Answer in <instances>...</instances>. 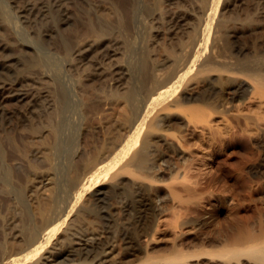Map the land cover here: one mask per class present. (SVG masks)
Here are the masks:
<instances>
[{
	"label": "bare ground",
	"instance_id": "bare-ground-1",
	"mask_svg": "<svg viewBox=\"0 0 264 264\" xmlns=\"http://www.w3.org/2000/svg\"><path fill=\"white\" fill-rule=\"evenodd\" d=\"M28 1L18 7L16 16L21 23L27 22L31 33L39 25L35 32L43 43L64 50L67 71L89 59L90 52L103 62L119 42L124 51L131 50L129 39L120 36H132L134 31L142 38L148 21L150 38L134 50L138 54L134 66L115 62L107 68L101 63V69L84 70L79 86L85 94L82 101L70 100L59 88L53 93L42 87L29 90L18 81L19 75L7 78L18 73L19 63L23 72L40 70L46 62L44 57L22 58L19 51H6L11 41L0 40V121L6 125L20 113L24 117L20 125L25 124L27 113L39 119L38 127L31 123L35 130L23 136L24 152L9 157L11 166L25 177L24 188L20 186L25 191L10 190L0 199V264H264V211L255 204L258 217L254 214L257 219L252 223L251 214H244L238 201L242 197L229 203L211 188L225 173L224 189L234 192V174L244 171L227 160L235 141L243 143L245 171L264 176V0H249L254 5L247 0L188 2L197 15L188 29L183 26L189 11L167 14L165 9L172 3L184 5L182 0H128L124 10L119 7L127 13L124 20L117 16L119 21H114L105 12L89 15L83 24L85 37L63 34L49 24L59 13L64 28L77 31L79 19L67 15L62 0H52L56 14L46 0ZM5 17L1 11V26L7 24ZM153 20L158 24L154 26ZM162 29L170 34L165 30L160 47L152 45ZM153 50L166 52L162 62L149 57ZM108 76L114 84L125 78L124 88L101 93L103 97L88 95ZM11 102L16 109L7 111L5 106ZM213 115L224 118L225 124L211 123ZM196 135L202 142L208 138L212 147L224 153L209 174L192 178L187 170L193 156L186 149L189 136ZM68 144L69 153L54 157L57 149ZM58 158L69 163L73 185L72 201L62 215L56 212L59 198L53 170ZM223 166H228V172L222 171ZM9 172L4 174L8 177ZM109 193L120 196L113 208L109 203L102 205ZM216 194L218 205L213 206L207 196ZM168 209L172 210L170 222L161 219ZM128 213V222L117 221ZM209 223L216 226L215 231L204 230ZM190 225L195 227L192 235L183 231ZM164 226L171 227L174 236L157 244V235L168 230ZM103 227L106 234L99 230Z\"/></svg>",
	"mask_w": 264,
	"mask_h": 264
},
{
	"label": "rangeland",
	"instance_id": "rangeland-1",
	"mask_svg": "<svg viewBox=\"0 0 264 264\" xmlns=\"http://www.w3.org/2000/svg\"><path fill=\"white\" fill-rule=\"evenodd\" d=\"M27 1L28 0H23V1L22 0H20V1L15 0L13 2V1H10V0H0V12L1 11H5V16H6L5 19L7 21V24H4L2 26L0 25V31H2V32H0V36H1L0 40L1 41L4 40V42L8 41L7 43H9L11 41L10 42L11 45L7 48L6 51L9 50V52L12 51V52H17V53L19 51V53H23V54H20V57H22V58H29L30 56L31 57L32 56L33 57L39 56L40 58L44 57L43 59H44V62H46V63H44V66L40 70L35 69V68L34 69L30 68V69H27L28 71L24 70L22 72L23 66L19 63L17 65V67H15V70H18V73L13 72L15 75L14 74H11V75L8 74L9 76L7 78H11V79L18 77L17 75H19L18 78H20V79L18 81L22 82V83H25V87H27V89H29V90H32V89L36 90V89H39L40 87H42V88H40L41 90H43V89L46 90L47 89L48 92L52 91L51 93H53L54 90H55L54 88H59V89L63 90L64 94L66 96H68V98L70 100L72 99V100H80V101H82V97L84 99L85 94H84L83 90L81 89V87H79V86H82L81 77H82L83 74H85V72L83 73L84 70H86V72H90V71H92L94 69H98L99 67L101 69L102 64H103L102 67H107L108 68L111 63H115V62L121 63V64L127 63V65L130 63L131 66H134V64L136 62V58H137L136 55H135L137 53L135 51L137 49H139V45L138 44H140L142 42H147L148 41L147 39L150 38V37H148L150 35V32H149L150 31V26H148V25H151V21L150 22L148 21V25H147V29H146L147 31L144 32V34H143L144 36H142V38L144 40L141 37L139 38V36L137 37V33L135 35L134 31L132 32V36L129 35L130 37L127 34L126 35L123 34L124 36H126V38L123 37V35L120 33L122 35V36H120V38L127 39V40L129 39L131 50L128 49V51H126V50L124 51L125 47L123 45H121V43L119 42L117 44V46L116 45L114 46V48L112 46V48L114 50L110 51V55L105 56V58L103 60L104 63L101 62L102 63L101 64L100 62H98V59H95L96 58V54L94 52H90L89 59H85L84 61H82L81 62L82 64L80 63V66H79L80 68L78 66H75V67L71 66V69H68V71H67L66 67H68V65H66V61H65L66 59L64 58V55H63L64 50L61 47H59V45H56L55 47H57V48H54L52 46H49V45H46L45 43H43V41H41V39L38 37V35L35 32L36 28H38L37 26H39V25L36 24L37 26L33 27V28L36 27L34 29V32L31 33V31L28 30V27L26 25L27 22L23 21V23H21L22 19L19 16H16V14L18 15V11H19L18 7L21 6V4L22 5L25 4ZM34 1L36 2L37 0H34ZM34 1L33 0H29L28 2H34ZM46 1L49 2L50 12L53 13V14L54 13L56 14L57 11H58L57 5L52 0H46ZM64 1L65 0H62V2H63L62 8L64 9V7H65L67 15L69 17H71V18L79 19L78 28L76 29L77 31H75L77 33L75 34L74 31L71 32V30L68 31L66 28H64L66 26V24L63 23L64 21H62V20H64V17H63V15H59V13H57L58 14L57 19L55 18L56 20H51V22L49 24L51 25L52 28H54L55 31H61V33L67 34L69 36H75V35H78V33H79V36H81V37H82V35L84 37L87 36V35H84V33H83L84 31L87 32L86 28L84 27L83 24L86 25L87 21L89 20V15L94 17V15L97 12H101V13L105 12V14L109 13L111 15V16L109 15L110 19H113L114 21H116V20L119 21L118 20L119 17H120V20H122L125 17V15L127 14L125 11L122 12L121 8H123V10H124V7H125L124 5L128 3V0H120V1L119 0H76L77 2L75 0H69L70 2L68 0H66L65 2ZM72 1H74V2H72ZM247 1H248V3L249 2L252 3L251 2L252 0L251 1L247 0ZM16 2H18V4ZM99 2H100L101 6L99 8H97V4H99ZM107 2L110 5H108ZM185 2L187 4H185ZM188 2H189L190 5H192V2L197 4L198 0H190V1L182 0V3L184 5H186L187 7H185L184 5H178V4H175V3L170 4L171 6L165 5V9L167 10V14L168 13H173L174 11H177V10L178 11H184V12H187V13L189 11V14H187L188 17H189L188 18L189 20L183 26L184 29L190 28L191 27L190 20H192L193 17L197 16L196 13L193 12L191 10V8H189L190 5L188 4ZM239 3L241 4L242 2L240 1ZM252 4L254 5V1H253ZM68 5H69V7H68ZM241 5H243V3ZM107 6H109V7H107ZM120 6H121V8H119ZM183 6H184V8H183ZM96 8L97 9H101L102 8V9L97 11ZM187 8H189V9H187ZM31 10L28 11L29 12L28 15H29V17L31 16V18H32V15H34V13H31V12H33V10L32 11ZM190 10L192 12H190ZM94 11H95V13H94ZM160 13L161 12L159 10L157 12L158 16L160 15ZM76 14H78V15H76ZM117 16H118V19L116 18ZM121 16H123V17H121ZM158 16H156V17H158ZM58 17L60 19H58ZM153 23L152 24L154 26L158 24V23L156 24V20H153ZM25 25H26V27H25ZM6 27H7L8 30L6 29ZM70 28L71 27L69 26V29ZM63 30H65V31H63ZM165 30L166 29H162L161 30V31H163L162 34L160 35L158 40H155L157 43L154 41L152 43V45L160 47L159 44H161L160 42H161L162 37L164 36V33H166V31H167L166 35L170 34V32L168 30H166V31ZM6 31H7V33H6ZM3 32H5L6 34H4ZM80 33L81 34L83 33V34L81 35ZM145 33H146V35H145ZM3 35H5L7 38L5 36L2 38ZM243 39L244 38L242 37V39H240V40H243ZM131 40H132V43H131ZM19 41H21V42H19ZM135 41H136V43H135ZM162 41H163V39H162ZM27 42H28V44H27ZM24 44H27V45H24ZM132 45H133V47H132ZM34 48H35V50H34ZM51 52H53V53H51ZM122 52H123V54H122ZM35 53H37V54H35ZM1 54H3V51H0V56H1ZM150 54H149V57L151 58V56H152L153 60H156L157 63H160V61L162 62L163 58L166 57V55H167L165 51H159V50H155V51L153 50V51L150 52ZM61 55H62V57H61ZM130 55H131V58H130ZM134 59H135V61H134ZM62 60H64V62ZM132 60H133V62H132ZM88 64H89L90 67L88 66ZM78 65H79V63H78ZM84 66H86V67L83 68ZM91 67H93V68H91ZM76 69L79 70V71H77ZM81 69H82V71H81ZM90 69H92V70H90ZM15 70L13 69L12 71H15ZM87 70H90V71H87ZM25 71L28 73V75H27V73ZM43 71H45V72H43ZM71 72H72V74H71ZM77 73H78V75H77ZM40 75H42V76H40ZM55 75H56V77L57 76L58 77L57 78L54 77ZM75 75H77V76H75ZM79 75H80V77H78ZM77 78H80V80L77 79ZM8 80L9 79H6V81H8ZM20 80H22V81H20ZM109 80H110L109 76L106 77V79L103 80L104 82L101 83L102 85H98L96 87L97 91L94 88V90H92L93 92L88 93V95L91 94V93H94L96 96L97 95L101 96V93H103L102 95L104 96L105 95L104 92H107L108 94H110V92L112 93V90L113 91H118V89L119 90L123 89L124 85L126 84V82H125L126 79L125 78L121 79V82H123V83H119L120 82L119 81L116 84H114V81H112V79L110 81ZM127 80H128V78H127ZM75 81H77V82H75ZM78 81L80 82V84H79ZM27 83H29V84H27ZM53 83H55V84H53ZM61 86H63V87H61ZM35 87H38V88L34 89ZM98 89H100V90H98ZM80 90H82V91H80ZM72 94H74V95H72ZM103 96H101V97H103ZM8 103H6V104H8ZM14 104L15 103L11 102V105L10 104L6 105L5 107L8 108L7 111L9 110V108L15 110L16 109V105L14 107ZM12 105H13V107H12ZM215 115L212 116L211 123L217 124V125L219 124V125L223 126L225 124L224 123L225 120H223L224 118H222L219 115L218 116H215ZM22 116H23V114L20 113L18 115H14L13 117H10L11 121L9 123H11V124L8 123V124L5 125V123L2 122V120L0 121V151H1V154H0V166H1V169H0V199L2 197H5L4 195H6L7 191H10V190L11 191H23V190L25 191V189H22V187L24 188L25 177L23 175H21L22 174L21 172H19L17 169H15L13 166H11V163L9 161L10 160L9 157L12 158L13 156H19L20 152H21V154L24 152L23 151L24 147L22 146V144H23V141H22L23 140V136H24V134H28L27 132H29V133L31 132L32 133V131L35 130V128H33L34 130H31L32 129L31 123H32L33 127H36V128L38 127L37 126L38 125L37 122H39V119L37 120L38 117H35V115H34L33 116L34 118H33L32 116L28 115V113H27V114H24L25 120H26L25 124L22 123V125H20L21 120L24 118V117L22 118ZM33 119H35L36 121L35 120L33 121ZM9 125H11V126H9ZM25 125L27 127H23ZM22 128H25V129H23L24 131L22 130ZM26 128H27V131H26ZM12 129H14V130H12ZM197 133L201 134L202 132H200V130H199V132L197 131ZM198 137H199V135H196L195 137L189 136V138H192V139H190V144H192V143L193 144L192 145L189 144L187 149H186L187 153L189 155L193 156V159L191 161H189L190 163L188 165V170H187L189 172V175L194 176L192 178H195L196 176H204V175L209 174L212 171V165L215 164V163H218V161H219L218 156H220L222 153H224L223 151H220L217 147H215V146L212 147L210 145V141L208 140V138L203 137L205 139H203V142H202L200 139H198ZM197 140H199V141H197ZM193 141L196 142L197 144L194 143ZM235 142H237V145H235L234 148L230 147V149H232L231 151H233V152L229 151V149H228V152H230V153H228L229 156L227 157V160L230 161V163L232 165H234L236 168H239V167L242 168L243 167L242 169H244V171L242 170L241 173L242 172H244V173H242V174L241 173H239V174L235 173L234 174L235 178L231 181V182H233L235 180L234 183H233L234 192L233 191H229L228 189H224V187L226 185V184H224L225 176H222V175H224L225 173L220 175L223 178H221L219 176L221 179L217 178L214 182H212L211 188H213L214 191H220L218 193L219 197L227 198L229 203L230 202L231 203H236L237 200L240 199L241 197L242 198H246L243 201H242V198L240 200H238V201H240V203L242 202V204H243V207L245 209L243 211H246V212H244V214H246V213L251 214L252 218H251V215H249L250 216V221L252 223L253 222L256 223L255 220L257 218H256V216H253V215L255 214L258 217V211H257L258 207L260 206L259 208H261L262 212L264 211V176H261V177L252 176V175H250L251 174L250 172L248 173L247 170L245 171V169H247V167L243 163V160H245L244 158L246 157L245 151H243V149H242L243 148V143H241V141H235ZM67 146H68V148H67ZM20 147H22V148H20ZM69 148H70V144L66 145L64 148L61 147V149H57L55 151L56 152L55 154L57 156L54 155V157L57 158V157H60V155L69 153ZM243 152H244V154H243ZM56 160H57V163H55ZM56 160L54 161L55 164H54V169H53V170H55L54 171L55 172V186H56L55 187L56 188L55 191L57 192V195H58V198H59V201L57 202L58 203L57 204L58 208H57L56 212L59 213L58 215H60V212H61V215H62L63 211H61V210L67 209V207H68L67 205H69V203H67V202H69L70 200L72 201V199H71L72 198L71 191H72L73 185H72V179H70L71 175H69L70 172L68 171L69 163L66 160L61 161V159H59V158L56 159ZM241 165H243V166H241ZM223 167L224 168L222 169V171L228 172L227 171L228 170L227 169L228 166H223ZM6 169H7V171H6ZM8 169L10 170L9 173H11V174L8 175V177H7V175H5L4 173L8 172L9 171ZM6 174H8V173H6ZM236 174L239 175V176L241 175V176L238 177ZM236 176H237V179H236ZM124 179H126V178H124ZM21 185H22V187H20ZM19 187H20V190H18ZM109 191H112V190H109ZM181 193L183 195H186V193L184 191H182ZM113 194H115L116 196L113 195ZM222 194H223V196H222ZM232 194H235V197ZM22 196H24V195H22ZM216 196H217V194L216 195H208L207 196V198L209 197V199H211V203L213 204V206L218 205V199L217 198H219V197L218 196L216 197ZM238 196H239V198H237ZM119 198H120V196H118L117 193H112V194L109 193L107 195V199L108 200L105 199L104 201H106V203L102 204V205H107L109 203L108 205L111 204L109 207L113 208L112 204H113V206H115V204L117 203ZM169 204H171V203L167 202V205H169ZM255 204H257L259 206L257 207V205H255ZM64 206L65 207L67 206V207L64 208ZM255 206H256V208H255ZM175 208L177 209L178 206H176ZM176 209H173V210H176ZM0 210H1V206H0ZM171 211H172L171 209H170V211L168 209V211H165L166 213L163 212L162 215H161V219L162 220L164 219L163 221L170 222L169 220H171L170 216L172 214ZM263 215H264V213H263ZM167 216H168V218H166ZM121 217H124V218H121ZM121 217H120V219L119 218L117 219V221L119 223H121L122 221L124 222L125 220H126L125 222H128L130 220L131 215H130V213H128V214H126V216L122 215ZM117 221H116V223H118ZM119 223L116 224V225L120 226ZM99 224H100V226L102 225L101 222ZM169 225H170V223H169ZM211 225H212V227H211ZM167 226H164V227L166 228ZM209 226L211 227V229H210ZM104 227L102 229L99 228V230H103L104 232H102V233L106 234ZM171 227H172V225H171ZM171 227H167L168 230H165L166 233L162 232V233H159L157 235L158 238H157V240H155V242L157 241L156 242L157 244H161L163 242L170 241V238L172 239L174 234L172 232L170 234V232H169V229H172ZM205 228L206 229H204V230L206 232L207 231L211 232V230L216 229V226L214 224H210L209 223ZM194 229H195V227L192 228V226L190 225V226H187V227L185 226L183 228V231L185 230V233H187V234L189 233L188 235H192V232H194ZM0 243H1V235H0ZM117 250H118V248H117Z\"/></svg>",
	"mask_w": 264,
	"mask_h": 264
}]
</instances>
